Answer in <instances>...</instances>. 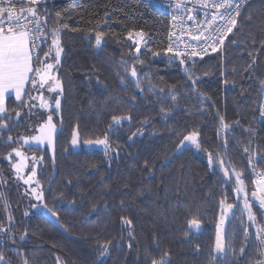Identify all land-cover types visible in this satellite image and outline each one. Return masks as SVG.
Masks as SVG:
<instances>
[{
  "label": "trees",
  "instance_id": "trees-1",
  "mask_svg": "<svg viewBox=\"0 0 264 264\" xmlns=\"http://www.w3.org/2000/svg\"><path fill=\"white\" fill-rule=\"evenodd\" d=\"M42 1L39 12L46 17L48 42L40 57L43 60L45 52L54 55L51 41L58 37L63 51L57 74L63 95L56 111L40 107L29 111L25 103L12 96L7 99L10 130L0 132L4 260L149 264V258L159 260L167 252V264H259L264 236L258 238L254 224L264 230V215L257 203L249 201L255 219L248 220L234 191L232 170L242 174L249 200L256 190L253 169L264 170V0L248 1L224 46L189 64L187 72L167 54L168 16L144 0ZM52 29L58 30L55 37ZM132 29L147 37L139 53L127 35ZM96 32L105 33L100 48L95 45ZM132 66L139 89L130 77ZM149 85L164 89L165 96L171 91L176 103L158 102ZM26 91L31 97L39 95L30 86ZM43 94L50 95L46 90ZM15 112L20 113L18 118ZM49 114L59 127L54 152L25 149L39 160L42 208L46 204L65 230L79 239L66 236L41 209L31 208L23 183L15 178L16 157L7 158ZM128 115L130 122L110 130L113 116ZM192 131L200 134L202 154L190 148L178 151ZM74 136L82 144L107 136L110 158L102 149H74ZM219 159L230 178L223 176ZM222 200L235 203L225 229L223 257L215 250ZM122 217L132 224H122ZM193 217L201 222L199 233L188 227ZM106 242L107 251L101 255Z\"/></svg>",
  "mask_w": 264,
  "mask_h": 264
},
{
  "label": "snow or ice",
  "instance_id": "snow-or-ice-1",
  "mask_svg": "<svg viewBox=\"0 0 264 264\" xmlns=\"http://www.w3.org/2000/svg\"><path fill=\"white\" fill-rule=\"evenodd\" d=\"M246 2V0H241V3ZM41 3V0H0V132L7 131L9 129V124L12 120V117L9 116V110L5 105V99L8 95L9 91L15 93V100L21 103H25L26 106L29 108V111L32 108L40 107L44 109H49L50 111L59 110L61 107V100L60 96L63 95V83L57 74V66L59 65V57L62 53L63 49L59 46L60 41L57 38L52 39L51 43L54 46V55L50 52H45L44 59L42 60L40 57V44L37 43V40H46L47 36L43 34L42 30V21L46 22V17L38 16V9L37 5ZM17 4H24L27 7H20L17 8ZM174 7L176 9H181L184 7L182 3H175ZM205 7L210 8H223L224 12L220 13L219 18L224 21L222 25L223 35L219 36L217 39L213 40L212 36L209 35L208 37L197 36L194 37L196 40L203 39L205 42L211 43V51L216 52L218 50L217 45H221L224 43V37L227 36L229 33L233 32V29L237 26V18L240 16L241 7L239 3H236L235 0H230V2H226V0H220L219 3H212L209 5H205ZM7 17V22L5 23L4 17ZM173 19H176L173 16ZM217 16L213 14L211 16V21H216ZM221 29H217L220 31ZM57 29H52V34L55 37L57 33ZM129 39H132L135 36L136 40H134L135 50L137 53L140 52L141 44H147L146 35L143 31H135V29L129 30L127 33ZM95 45L97 48L102 46V42L105 39L104 32H96L95 36ZM169 53L173 52V47L170 45L166 50ZM201 52H206V49H201ZM201 52H197L192 50L186 56L183 52L174 53L171 56L170 62L177 58H180V63H184L189 57H197L201 55ZM156 56H159L160 53H155ZM54 60L55 63L48 62L49 60ZM123 63V62H122ZM251 67V66H250ZM187 72V69H185ZM125 75H129L127 69L125 70ZM137 71L136 67L132 66L130 71V77L133 79L136 87L140 88V80L137 78ZM189 79L191 80V74H189ZM123 83V78H121ZM192 84H195V80H191ZM227 83V82H226ZM261 83H264L262 81ZM30 86L32 89L39 92L37 97H31L26 88ZM45 86H47L45 88ZM43 90H46L48 93H55L56 97L51 100H46L43 94ZM149 91H153L157 93V100L158 102H167L171 101L173 104L177 101V96L173 95L171 91H169L168 95L165 96L164 89H156L154 86L149 85ZM29 96V99L25 101L23 99L24 96ZM38 99L40 101L39 105L31 103L32 100ZM161 113L167 117V110L161 107ZM264 114V113H262ZM15 116L18 118L20 116L19 112H15ZM5 117H8L5 119ZM221 126L227 128L228 125L224 123V118L220 117ZM53 117L51 114L48 115L47 121L41 126L40 133L41 135L34 137L38 142L43 141H51L53 134L56 132V125L52 122ZM131 115L128 116H113L112 117V124L109 125L110 130L113 127L120 126L123 122H130ZM147 123V122H145ZM133 135H136L134 133ZM199 132L192 131L189 135L183 138L181 144L183 145L184 141H188L196 146L199 149V144L197 143ZM8 142H13V138L11 136L7 137ZM23 143H28V140L25 139ZM78 143L76 137L74 136L72 139V144L76 145ZM89 144H97L103 145L106 155H109L110 158V149L111 145L109 143L108 137L105 136L104 139H98L96 141H88ZM225 150H227V141L225 140L223 143ZM244 152L248 153L249 149L247 147L244 148ZM13 153L17 157L21 158L20 162L12 165V167L16 170V173L19 174L23 171L26 167V164L23 162L25 157L24 154L18 149L13 148L8 153V159L11 160ZM32 159H36L33 157ZM208 162L212 163V156L208 154ZM219 166L223 169V176L225 178L229 177V169L224 167L223 159H219ZM234 172V179L236 182L235 194L239 197L243 194L245 204L244 208L248 211V220L253 222L255 217L252 213V208L248 204V194L244 187L243 181L241 179V173ZM253 173L254 169H253ZM259 178L255 181L256 191L252 192V198L256 200L258 206L262 209L261 215H264V173L258 174ZM36 177V170L32 168L31 174L28 176L27 179L24 180L25 184H31L33 178ZM23 179V177H20ZM37 187H40L39 181L36 180ZM128 188L126 184L124 186ZM32 193L35 194V198L37 201L42 200V193L37 192L36 188L31 189ZM3 193H0V199H3ZM123 205V201L120 202ZM221 204L224 205L225 201L222 200ZM39 205H34L33 207H38ZM43 207L47 208V205H43ZM233 208L232 204H227L226 207L222 208V214L220 217V223L223 224L226 219L227 212L231 211ZM48 211L55 216L54 212H51L50 209ZM121 222L124 225H131L132 220L128 217H122ZM201 226L200 220L193 217L188 221V227L193 230H199ZM155 235V234H154ZM257 236L258 238L264 236V230L257 229ZM261 246L262 250L260 255L264 257V239H261ZM108 243L106 242L105 245L102 246L104 252L107 251ZM215 250L217 253L221 254V257L224 255V244L222 240V236L218 229L216 242H215ZM245 249L241 248L240 252L244 253ZM169 254L167 252L164 253V257L161 259H151L149 258V264H167L166 257ZM0 261H4V264H9L8 261L4 260L3 254H0ZM261 264H264V260L261 261Z\"/></svg>",
  "mask_w": 264,
  "mask_h": 264
},
{
  "label": "built area",
  "instance_id": "built-area-1",
  "mask_svg": "<svg viewBox=\"0 0 264 264\" xmlns=\"http://www.w3.org/2000/svg\"><path fill=\"white\" fill-rule=\"evenodd\" d=\"M149 3L153 8L165 13L169 19V27H168V35H167V49L171 45L173 47V52H167L168 56L171 57L174 53L183 52L187 56L188 53L192 50L197 52H201V49H206V52H201L200 56L197 57H189L184 63H180V58L172 60L173 62L179 63L183 69H187L188 65L194 63L197 60L203 59L209 54L213 53L211 51V43L205 42L203 39L196 40L194 37L202 36L208 37L212 36L213 40L217 39L219 36L223 35L222 25L224 21L219 18L220 13L224 12L223 8H210L205 7V5L212 4L214 2L219 3L220 0H144ZM250 0H246V2L241 3V0H235L236 3L240 4L241 10L243 6ZM226 2H230V0H226ZM175 3H182L184 7L181 9H176L174 7ZM43 4L41 3L37 5L38 16L41 17L39 8ZM17 8L27 7L24 4H17ZM216 14V21H211V16ZM173 16L176 19H173ZM238 19V18H237ZM5 23L7 22V17H4ZM217 29H221L217 31ZM42 30L43 34L47 36L46 40H37V43L40 44V53H42L44 47L48 42V34L45 29V26L42 21ZM224 37V43L221 45H217L218 50L222 48L225 44L227 37ZM146 35V34H145ZM147 38V37H146ZM135 36L131 39L133 46L134 40H136ZM143 43L141 44V46ZM253 173L254 180L256 181L259 178L260 173H264V170L258 169L254 170ZM264 260V257H261L259 260V264Z\"/></svg>",
  "mask_w": 264,
  "mask_h": 264
},
{
  "label": "rangeland",
  "instance_id": "rangeland-1",
  "mask_svg": "<svg viewBox=\"0 0 264 264\" xmlns=\"http://www.w3.org/2000/svg\"><path fill=\"white\" fill-rule=\"evenodd\" d=\"M234 30V29H233ZM228 38V37H227ZM227 40V39H226ZM226 42V41H225ZM62 55V53L60 54V56ZM60 58V57H59ZM48 62H51V63H55V61L54 60H49ZM57 69H58V66H57ZM47 86H45V88H46ZM50 94V93H49ZM52 94V95H51ZM50 95H51V97H50V95H47L46 94V96H44L45 97V99L46 100H51V98L52 99H54L55 97H56V94L55 93H51ZM60 98V100H61V96L59 97ZM46 110H48V109H46ZM43 115V114H42ZM47 117H48V115H47ZM47 117L46 116H44V117H42V119H40V121H38L37 122V125L32 129V133H31V135H29V136H26V137H22L21 138V140H22V143H23V141L25 140V139H27L28 140V143H23V144H21L19 147H17L23 154H24V157H25V159H24V163L26 164V167L23 169V171L21 172V173H19V174H17L16 173V170L14 169V171H15V178H16V180H18V181H20L21 183H23V186H24V191H25V193H26V195H27V198H28V200H29V203H30V206H31V208L32 209H34V210H42V205H41V203H40V201H37L36 200V198H35V194H33L32 193V191H31V189L32 188H36V190H37V192H40V189H39V187H37V185H36V180H37V174H38V168H39V160L35 157V156H33V155H31V154H29L27 151H26V147H34V148H40V149H44V148H48V149H50L51 150V152L53 153L54 152V148H55V138H56V134L58 133V129H59V127L56 125V132L53 134V137H52V140L51 141H43V142H38V141H36L35 139H33L34 137H37V136H39V135H41V133H40V128H41V126L47 121ZM198 139H199V137H198ZM98 140V139H97ZM78 141V140H77ZM90 141H96V140H90ZM183 141V140H182ZM88 141H86V142H84L83 144L80 142V141H78V143L76 144V145H73L72 144V146H73V148L74 149H80V148H85V149H87V150H91V149H102V150H104V146L103 145H97V144H95V143H93V144H89V143H87ZM197 143H198V140H197ZM199 144V143H198ZM184 148H190V149H192V150H194L196 153H201L202 154V151H201V149H200V146H199V149H197L196 148V146L194 145V144H192V143H190V142H188V141H184L183 142V145L180 143V145H179V147H178V151H180V150H183ZM14 154V156L16 157V161H15V163L14 164H16L17 162H20L21 161V158L20 157H17L16 155H15V153H13ZM33 157H35L36 159L34 160V159H32ZM32 168H35V170H36V177L35 178H33V180H32V182H31V184H25L24 183V180L25 179H27L28 178V176L31 174V170H32ZM233 175H234V173H233ZM20 177H23V179H21ZM239 198H240V201H241V204L244 206V204H245V200H244V197H243V194H241L240 196H239ZM248 202V204H249V200L247 201ZM229 204H232L233 205V208L231 209V211H229V212H227V214H226V219H225V221H224V223L223 224H221L220 223V217H221V215H220V217H219V220H218V225H217V232H218V229H219V231H220V234H221V236H222V240L224 239V234H225V229H226V225H227V222H228V219H229V217L232 215V213H233V211H234V208H235V203H229ZM34 205H39L38 207H33ZM226 205L227 204H225L224 206H223V208L224 207H226ZM221 214H222V212H221ZM252 223H254V222H252ZM255 226H254V228H255V232L257 233V229H258V227H257V225L256 224H254ZM216 255H221L220 253H217L216 252ZM262 256L260 255V258H261ZM259 258V259H260Z\"/></svg>",
  "mask_w": 264,
  "mask_h": 264
},
{
  "label": "water",
  "instance_id": "water-1",
  "mask_svg": "<svg viewBox=\"0 0 264 264\" xmlns=\"http://www.w3.org/2000/svg\"><path fill=\"white\" fill-rule=\"evenodd\" d=\"M256 191V190H254ZM253 191V192H254ZM249 201L252 203H257L255 199L252 198V193L249 196ZM42 212L44 213V215L46 216V218H48L49 220H51L53 222L54 225H56V227L61 230L66 236L73 238V239H79L78 237L74 236V235H70L65 228L61 225L59 218L57 215L53 216L47 208L43 207L42 208ZM193 230V229H191ZM202 230V225L200 226L199 230H193V232L195 233H199Z\"/></svg>",
  "mask_w": 264,
  "mask_h": 264
},
{
  "label": "crops",
  "instance_id": "crops-1",
  "mask_svg": "<svg viewBox=\"0 0 264 264\" xmlns=\"http://www.w3.org/2000/svg\"><path fill=\"white\" fill-rule=\"evenodd\" d=\"M26 90H27V88H26ZM10 96H12V97L15 98V93L12 92L11 90L9 91V93H8V95L6 96V99H5V105H6V107H7V99H8V97H10ZM23 98H24V97H23Z\"/></svg>",
  "mask_w": 264,
  "mask_h": 264
}]
</instances>
